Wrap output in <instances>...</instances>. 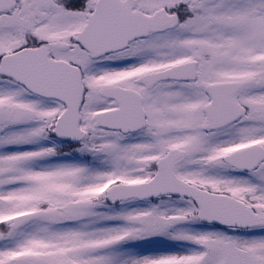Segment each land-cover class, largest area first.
I'll list each match as a JSON object with an SVG mask.
<instances>
[{"label": "snow or ice", "instance_id": "6c2138e0", "mask_svg": "<svg viewBox=\"0 0 264 264\" xmlns=\"http://www.w3.org/2000/svg\"><path fill=\"white\" fill-rule=\"evenodd\" d=\"M0 264H264V0H0Z\"/></svg>", "mask_w": 264, "mask_h": 264}]
</instances>
